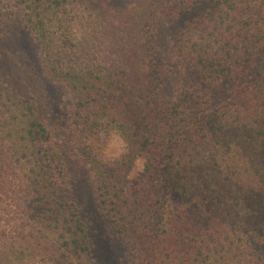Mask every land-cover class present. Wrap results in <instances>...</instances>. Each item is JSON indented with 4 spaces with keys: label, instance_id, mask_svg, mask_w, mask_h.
I'll list each match as a JSON object with an SVG mask.
<instances>
[{
    "label": "trees",
    "instance_id": "obj_1",
    "mask_svg": "<svg viewBox=\"0 0 264 264\" xmlns=\"http://www.w3.org/2000/svg\"><path fill=\"white\" fill-rule=\"evenodd\" d=\"M114 1L12 0L52 78L94 108L90 126L144 158L131 197L124 165L101 168L106 217L137 264H264V0ZM200 7L158 65L164 22ZM50 136L0 84V264L94 263Z\"/></svg>",
    "mask_w": 264,
    "mask_h": 264
},
{
    "label": "rangeland",
    "instance_id": "obj_2",
    "mask_svg": "<svg viewBox=\"0 0 264 264\" xmlns=\"http://www.w3.org/2000/svg\"><path fill=\"white\" fill-rule=\"evenodd\" d=\"M114 3L121 8L128 0ZM204 7L191 14L183 13L178 20L164 22L156 50L158 65H164L173 52L183 23L199 15ZM16 9L12 0H0V14H8L0 19V84L32 102L49 126L51 136L46 144L57 153L59 150V160L64 164L57 189L63 202L75 204L90 241L93 264H137L138 249L114 231L105 215L99 185L110 174L102 175L101 168L106 163H119L124 165L125 185L131 197L140 187L144 158L113 125L90 126L95 117L94 108L77 107L78 92L66 82L52 78L43 63L34 31L19 12L14 13ZM173 79L170 77L164 83ZM166 90L169 92V88ZM94 162L98 167H94Z\"/></svg>",
    "mask_w": 264,
    "mask_h": 264
}]
</instances>
